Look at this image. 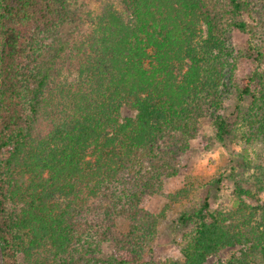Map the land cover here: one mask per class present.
I'll return each mask as SVG.
<instances>
[{"label":"trees","instance_id":"1","mask_svg":"<svg viewBox=\"0 0 264 264\" xmlns=\"http://www.w3.org/2000/svg\"><path fill=\"white\" fill-rule=\"evenodd\" d=\"M70 1L1 0L3 264H42L30 262L31 247L60 258L70 247L92 250L110 238L113 216L123 206L110 213L106 207L96 219L89 217L90 199L143 164L175 176L180 148L170 150L165 142L176 146L193 136L200 118L220 108L227 78L238 98L248 96L250 103L233 126L216 119L217 137L239 134L264 143V0H118L121 9L104 5L77 40L52 32L68 18ZM229 29L248 37L254 62L249 76L236 77L229 67ZM60 58L61 66L69 60L76 79L73 87L54 91L50 81L60 68L51 72V64ZM123 106L135 114L122 117ZM188 190L170 197L187 198ZM238 193L232 209L211 210L207 196L185 207L177 219L186 227L179 244L183 260L167 264H201L237 244L246 248L222 264H264V216L240 199L254 196L250 190ZM135 226L132 219L130 232ZM121 255L107 264H129L130 255Z\"/></svg>","mask_w":264,"mask_h":264},{"label":"rangeland","instance_id":"2","mask_svg":"<svg viewBox=\"0 0 264 264\" xmlns=\"http://www.w3.org/2000/svg\"><path fill=\"white\" fill-rule=\"evenodd\" d=\"M118 3V0H71L68 18L52 32L60 34L63 39L77 40L90 30L104 5H115L121 9ZM260 9L262 8L259 7ZM203 26L201 23V27ZM202 34L204 36L205 31ZM202 38H198V41ZM247 39V35L237 29H229L227 32V60L229 65L232 64L229 66L232 72L239 78L249 76L254 68L252 55L247 51ZM53 51L50 54L54 55ZM61 61L62 58L56 59L51 64V72L60 68L57 79L50 81L53 90L62 85L73 87L75 83V69L68 59L62 62V66L59 64ZM184 62L181 74L190 63L188 59ZM48 66L45 62V69ZM48 77L52 78V75ZM220 90L225 94L220 108L210 110L200 118L192 137L176 146L169 139L165 142L163 147L168 146L170 150L180 148L177 152L178 172L175 176L166 177L143 164V168L133 170L131 176L126 172L107 182V187H103L97 197L90 199L89 217L95 215L96 219L101 218L99 215L106 207L107 213H110L123 206V213L120 214L122 218L117 216V212L113 216L114 227L110 238L99 242L92 250H83L80 246L70 247L60 258L31 247L33 254L30 262L38 259L42 264H80V261L86 262L92 257L97 264H107L125 252L130 255L129 264L180 262L183 257L179 244L186 231V227L177 220L180 212L185 207L202 201L205 196L211 210L220 207L232 209L239 199L238 188L250 190L254 196L241 194L240 199L249 205L258 206L264 216V143L247 142L239 134L225 136L220 140L216 134V119L221 117L230 126L235 125L238 117L246 112L250 98L244 96L239 99L228 78L220 86ZM120 114L122 117L133 116L135 111L123 106ZM183 188L189 189L187 198L174 201L170 194ZM129 209L132 211L129 212ZM132 219H136L134 232H130L129 227ZM113 235L121 240L116 242ZM124 235L130 240L124 242ZM245 248L243 244L225 247L209 255L201 264L226 263ZM0 264H3L1 254Z\"/></svg>","mask_w":264,"mask_h":264}]
</instances>
